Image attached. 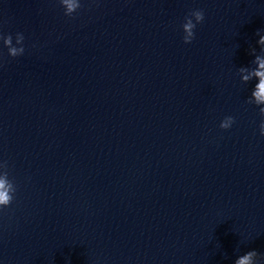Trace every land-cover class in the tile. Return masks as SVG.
<instances>
[{
    "label": "clouds",
    "instance_id": "1",
    "mask_svg": "<svg viewBox=\"0 0 264 264\" xmlns=\"http://www.w3.org/2000/svg\"><path fill=\"white\" fill-rule=\"evenodd\" d=\"M77 7H81V5L78 3L76 5ZM66 15V14H65ZM195 17V23L193 22L192 17ZM204 21V12L203 10H194L190 13L188 17L185 18V23L182 25L184 36H183V42L185 44H190L193 39L195 38V32L194 29L196 28V25L199 23H202ZM257 35H259V32H257ZM257 43L262 46L261 51L264 52V35H259V39ZM252 54L254 56V59L251 63L256 65L255 68H249V67H240L238 69V73L241 74V82L242 83H249L253 79H255L257 82L254 84L251 94L247 100L249 104H254L259 108L260 115L264 117V55H257L255 54V49H252ZM24 53V50H20V54L18 55L16 50H12L11 56L12 58H16L18 56H21ZM234 123V117L228 116L225 117V119L221 122L220 127L222 129H228L230 126ZM260 134L264 136V120L260 123ZM3 187V184L0 183V188ZM13 201V198L7 195L6 192H0V208H6L8 207ZM258 253L255 250L248 251L246 254H243L239 256L235 261L234 264H251L252 258L257 257Z\"/></svg>",
    "mask_w": 264,
    "mask_h": 264
}]
</instances>
